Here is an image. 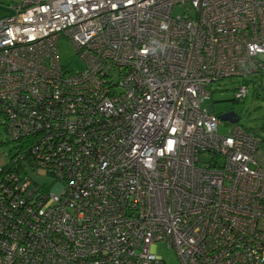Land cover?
Masks as SVG:
<instances>
[{
	"label": "built area",
	"instance_id": "obj_1",
	"mask_svg": "<svg viewBox=\"0 0 264 264\" xmlns=\"http://www.w3.org/2000/svg\"><path fill=\"white\" fill-rule=\"evenodd\" d=\"M7 8L0 112L43 173H0V264H165L157 242L180 264H264L262 138L205 104L214 81L242 78L239 100L264 75V0ZM61 36L82 70L60 64Z\"/></svg>",
	"mask_w": 264,
	"mask_h": 264
},
{
	"label": "rangeland",
	"instance_id": "obj_2",
	"mask_svg": "<svg viewBox=\"0 0 264 264\" xmlns=\"http://www.w3.org/2000/svg\"><path fill=\"white\" fill-rule=\"evenodd\" d=\"M18 3L20 0H14ZM13 4V3H12ZM183 8L176 6L172 14H183ZM59 62L68 70L80 71L84 68L83 60L77 55L74 45L70 39L61 36L57 42ZM264 75H249L245 82L249 87V92L245 98L235 100L234 90L243 82L242 78L230 77L212 82L207 86L210 96L206 103L211 104L212 112L216 115L226 112H235L238 120L236 123L245 128H250L261 138L262 143L259 149V157L264 167ZM0 118V141L5 142L4 128ZM229 123L224 122L218 126V132L224 133ZM12 143H2L0 145V166L8 161ZM155 252L161 256L165 264H180L174 250L164 242H157Z\"/></svg>",
	"mask_w": 264,
	"mask_h": 264
},
{
	"label": "trees",
	"instance_id": "obj_3",
	"mask_svg": "<svg viewBox=\"0 0 264 264\" xmlns=\"http://www.w3.org/2000/svg\"><path fill=\"white\" fill-rule=\"evenodd\" d=\"M0 118H2L1 121L5 135V142L0 141V145L2 143H12L8 161L0 166V173L1 171L2 173H13L15 177H17L18 181L22 180V177L25 173L29 174L32 170L36 171L37 173H43V169L40 166L41 159L37 155V152H34L32 149V145L36 140L34 134L27 133L26 135L20 134L16 137H13L16 125L10 123V116L0 112ZM3 175L4 174H0L1 182H3L5 179ZM31 176L36 180L43 179L38 176Z\"/></svg>",
	"mask_w": 264,
	"mask_h": 264
},
{
	"label": "water",
	"instance_id": "obj_4",
	"mask_svg": "<svg viewBox=\"0 0 264 264\" xmlns=\"http://www.w3.org/2000/svg\"><path fill=\"white\" fill-rule=\"evenodd\" d=\"M218 117L221 121H227L229 123H235L238 120L235 112L233 111L222 112L218 114Z\"/></svg>",
	"mask_w": 264,
	"mask_h": 264
},
{
	"label": "crops",
	"instance_id": "obj_5",
	"mask_svg": "<svg viewBox=\"0 0 264 264\" xmlns=\"http://www.w3.org/2000/svg\"><path fill=\"white\" fill-rule=\"evenodd\" d=\"M11 3H15L14 0H0V18H3L7 14V6Z\"/></svg>",
	"mask_w": 264,
	"mask_h": 264
}]
</instances>
